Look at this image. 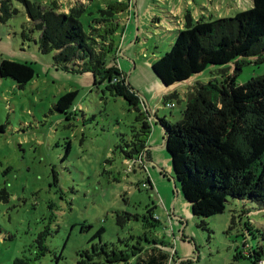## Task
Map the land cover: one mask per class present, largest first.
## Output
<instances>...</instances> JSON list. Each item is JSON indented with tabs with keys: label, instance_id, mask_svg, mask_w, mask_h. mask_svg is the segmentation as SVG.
I'll use <instances>...</instances> for the list:
<instances>
[{
	"label": "rangeland",
	"instance_id": "374dc122",
	"mask_svg": "<svg viewBox=\"0 0 264 264\" xmlns=\"http://www.w3.org/2000/svg\"><path fill=\"white\" fill-rule=\"evenodd\" d=\"M58 1L66 9L71 3L85 8L80 16L85 31L103 23L99 9L127 2ZM131 2L129 21L114 34L123 53L115 62L109 55L107 63H115L125 73L151 126L145 145L157 162L143 158V167L121 153L122 138L129 141L132 132L139 130L138 112L123 97L111 94L105 83L94 84L93 75L88 80L84 74L69 73L68 78L62 70L56 72L52 54L40 53L35 41L21 36L23 27L28 32L30 21L19 0H11L17 12L8 21H0V63L14 62L25 77L20 86L11 77H0V124L5 125L0 132V264H80L81 260L85 264L87 258L81 251L99 240L91 241L99 228L104 229L102 242H117L129 234L141 235L143 224L150 228V236L164 243L170 256L176 252L168 260L171 264H237L238 260L239 264H255L246 257L234 261V254L260 246L264 252L260 235L264 208L230 199L224 212L205 219L207 229L199 226L200 219L192 216L173 180L169 155L160 140L158 119L170 123L179 119L193 83L217 76L220 67L233 74L234 67L211 65L168 88L161 86L150 67L153 56L170 49L161 29L168 23L166 11L177 6L181 14L188 11L194 19L213 20L233 16L249 8L251 1ZM28 34L35 40L39 37L37 31ZM263 72L264 63L250 61L242 65L235 81L241 84ZM71 90H78L72 104L75 113L65 112L60 103ZM174 92L177 99L166 102L175 105L165 106L163 96ZM174 201L176 212L172 214ZM152 206V216L159 219L154 227L143 220ZM125 213L131 218L119 225L117 215ZM246 222L250 230L244 228Z\"/></svg>",
	"mask_w": 264,
	"mask_h": 264
},
{
	"label": "trees",
	"instance_id": "16d2710c",
	"mask_svg": "<svg viewBox=\"0 0 264 264\" xmlns=\"http://www.w3.org/2000/svg\"><path fill=\"white\" fill-rule=\"evenodd\" d=\"M19 1L30 21L28 32L39 34L35 40L23 27L21 36L35 41L40 53L52 54L55 68L76 74L90 72L94 84L105 83L111 94L123 97L138 112L139 130L132 132L129 141L122 138L121 153L143 167V158L149 161L145 138L151 126L138 107L139 98L127 83L125 73L115 63H107L109 55L113 62L119 56L116 57L119 45L114 34L122 24L115 14L121 9L125 11L126 3L116 2L99 9L103 23L98 27L90 25V30L85 31L80 21L84 7L71 6L64 12L59 10L56 0ZM250 1L249 8L213 20L194 19L186 11L182 28L163 31L171 43L170 49L150 61L154 75L165 87L187 81L211 65L234 67L233 74L220 67L217 76L193 83L185 94V105L177 121L158 119L173 180L192 216L199 218V226L206 229L205 219L224 212L230 199L264 208V72L241 84L235 81L242 65L250 61L264 63V0ZM16 12L11 0H0L1 22L8 21ZM23 71L21 74L12 61L0 63V77H11L19 86L25 79ZM76 94L78 90H71L62 98L61 108L65 112H76L72 106ZM176 96V92L165 95L164 105H175L166 101L177 99ZM4 126L0 124V132ZM153 207L143 216L151 227L159 220L152 216ZM130 218L125 213L117 215L116 221L121 225ZM245 224L244 228L250 230V223ZM143 226L141 235L129 234L117 242H102L104 229L99 228L91 241L95 237L99 240L81 251L87 258L85 264H171L168 260H173L176 252L170 256L164 243L150 236V228ZM260 235L264 239V232ZM37 242L43 245L41 238L37 237ZM245 257L256 264L264 257L262 246Z\"/></svg>",
	"mask_w": 264,
	"mask_h": 264
},
{
	"label": "crops",
	"instance_id": "0c3cea01",
	"mask_svg": "<svg viewBox=\"0 0 264 264\" xmlns=\"http://www.w3.org/2000/svg\"><path fill=\"white\" fill-rule=\"evenodd\" d=\"M57 1V3L59 4V7H60V11H64V12H67L68 10H69V8L73 5V3H71V5H69V8H65L63 5H62V3L60 2V1H58V0H56ZM203 1H208L209 3L210 2H213V3H210V4H218V3H215V2H218V0H203ZM44 2H49V1H44ZM123 3H126V5H127V3H128V0H127V2H123ZM251 3V2H250ZM69 4V3H68ZM168 8V7H167ZM125 12V16L124 15H122L123 14V11H121V12H119V13H117V15H116V20L119 22H121V21H123V19L125 20L126 19V17L128 16V15H130V17H131V14H132V2H131V10L129 11V10H125L124 11ZM166 13H167V18H166V20H168V23H164L163 25L164 26H161V29H162V31H165V33L168 31V30H173V29H176V28H182V21H181V19H182V17H183V19H184V14H181V7H175V8H172V9H170V11L169 12H167L166 11ZM129 21V20H128ZM167 22V21H166ZM121 24V23H120ZM126 24H127V22H126ZM126 24H125V26H126ZM175 25H178V27L177 26H175ZM124 26V27H125ZM125 29V28H124ZM123 30V29H122ZM168 34V33H167ZM120 53H123V49L120 47ZM112 59H113V57H112ZM114 60V59H113ZM108 65H113V62H111V63H108ZM54 69L56 70V72H58V71H60V70H57V68H55L54 67ZM63 73L64 74H66V77H70L69 75H67V74H69L68 72H65V71H63ZM73 74H75V73H73ZM80 74H84V75H87L88 76V80H90L91 79V77H92V74L90 73V72H84V73H80ZM82 78H84L83 77V75L81 76ZM84 79H86V78H84ZM87 80V79H86ZM189 80V79H188ZM162 86V85H161ZM168 87H171V86H168ZM168 87H165V86H163V88H168ZM166 95V94H165ZM164 95V96H165ZM164 96H163V98H164ZM164 100V99H163ZM162 129V128H161ZM161 132V134H162V136H161V139L160 140H162L161 141V144L162 145H164V138H163V130L162 131H160ZM154 146H155V144H154ZM157 146V145H156ZM159 146V145H158ZM146 148H148V150H149V161L150 162H152V161H155V162H157V160H155L154 159V157H153V155H152V150L150 149V147H149V145H147L146 146ZM175 201H174V203H173V207H172V211H171V213L172 214H175L174 212H176V210H175ZM242 233H244L243 231H242ZM244 235V234H243ZM243 239V242L246 240V237H245V235H244V237L242 238ZM247 241V240H246ZM245 246V245H244ZM250 251L247 249V250H243L242 252H241V254H237V253H235L234 254V261H236V260H238L239 258H241V257H245V256H247L248 255V253H249ZM247 258V257H246ZM252 260V259H251ZM239 262H240V260H238L236 263L237 264H239Z\"/></svg>",
	"mask_w": 264,
	"mask_h": 264
},
{
	"label": "built area",
	"instance_id": "2783aa9c",
	"mask_svg": "<svg viewBox=\"0 0 264 264\" xmlns=\"http://www.w3.org/2000/svg\"><path fill=\"white\" fill-rule=\"evenodd\" d=\"M127 10H131V0H128V3H127ZM130 18V15H128L127 17H126V19L124 20L123 19V21H119V23H121V24H126V22L128 21V19ZM124 22V23H123ZM119 49H120V45H119V47L117 48V52H116V57H117V54H119ZM117 59V58H116ZM114 64V63H113ZM115 80V79H114ZM173 104H171V106H172ZM256 264H264V258L262 257V258H260V259H258L257 260V262H256Z\"/></svg>",
	"mask_w": 264,
	"mask_h": 264
}]
</instances>
